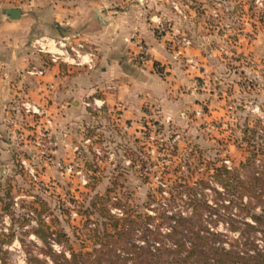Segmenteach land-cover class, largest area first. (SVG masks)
<instances>
[{
  "label": "rangeland",
  "instance_id": "obj_1",
  "mask_svg": "<svg viewBox=\"0 0 264 264\" xmlns=\"http://www.w3.org/2000/svg\"><path fill=\"white\" fill-rule=\"evenodd\" d=\"M139 1L157 16L151 19L154 34L175 63L173 97L186 96V105L166 116L147 104L139 122H115L120 109L89 105L70 114L77 122H42L45 114L33 113L22 105L25 96H18L23 109L17 122H0V264H53L34 233L43 227L40 221L65 234L50 242L53 250L66 256L69 249L90 250L92 229H101L95 226L99 214L85 212L91 201L104 202L119 217L120 207L155 214L153 224L167 231L159 213H188L187 188L211 203L215 188L227 203L232 195L223 191L216 169L239 167L249 156L255 164L264 161V0ZM57 35L33 32L31 42L63 37ZM66 35L95 60L96 49ZM54 46L48 48L59 51ZM135 46L137 65L152 63L161 76L172 67L151 62L141 38ZM141 48L145 63L137 59ZM206 223L228 237L238 235L219 218ZM255 242L264 246L259 234Z\"/></svg>",
  "mask_w": 264,
  "mask_h": 264
},
{
  "label": "crops",
  "instance_id": "obj_2",
  "mask_svg": "<svg viewBox=\"0 0 264 264\" xmlns=\"http://www.w3.org/2000/svg\"><path fill=\"white\" fill-rule=\"evenodd\" d=\"M13 7L20 9L16 19L8 16ZM156 17L139 0H0V122H17L18 96L45 114L42 122H77L74 114L89 105L120 109L115 122H139L147 104L166 116L182 109L187 97H173L175 63L154 34ZM33 32L84 39L96 49L93 65L52 62L32 49ZM136 38L147 44L151 62L170 63L164 76L132 59Z\"/></svg>",
  "mask_w": 264,
  "mask_h": 264
},
{
  "label": "trees",
  "instance_id": "obj_3",
  "mask_svg": "<svg viewBox=\"0 0 264 264\" xmlns=\"http://www.w3.org/2000/svg\"><path fill=\"white\" fill-rule=\"evenodd\" d=\"M216 171L215 177L223 191L232 195L231 201L226 203L223 192L215 188L217 198L213 203L201 192L187 188L188 213H159L167 231L161 232L153 224L155 214L120 207L119 217L104 202L98 205L91 201L85 212L99 214L95 226L101 229H92L94 246L90 250L69 249L68 256L53 250L50 242L61 241L58 236L64 238L65 234L48 231L41 221L43 227L35 228L34 233L47 245L53 264H264V246L255 242L257 234L264 239V161L255 164L254 156H249L239 167L222 166ZM217 218L238 235L228 237L206 223L215 224ZM54 233L57 236L52 238Z\"/></svg>",
  "mask_w": 264,
  "mask_h": 264
},
{
  "label": "built area",
  "instance_id": "obj_4",
  "mask_svg": "<svg viewBox=\"0 0 264 264\" xmlns=\"http://www.w3.org/2000/svg\"><path fill=\"white\" fill-rule=\"evenodd\" d=\"M68 39V36L59 37L57 39L42 37L40 40L41 42L38 39H35L34 45L39 52L47 53L52 61L59 59L63 63H74L76 65L84 64L91 67L94 63L93 53L90 50L85 51L84 45L81 42L70 44ZM50 42L55 45V48L58 46L60 48L59 51L50 50L48 48ZM84 57L86 58L84 59ZM137 59L140 63H145L148 60L143 48H141L138 53ZM38 73H41V71L38 70Z\"/></svg>",
  "mask_w": 264,
  "mask_h": 264
},
{
  "label": "water",
  "instance_id": "obj_5",
  "mask_svg": "<svg viewBox=\"0 0 264 264\" xmlns=\"http://www.w3.org/2000/svg\"><path fill=\"white\" fill-rule=\"evenodd\" d=\"M19 14H20V9L18 7H13L9 9V13H8L9 17L16 19L19 17Z\"/></svg>",
  "mask_w": 264,
  "mask_h": 264
}]
</instances>
